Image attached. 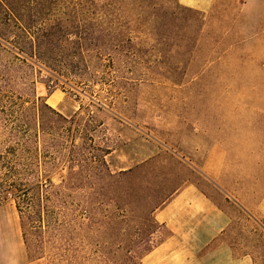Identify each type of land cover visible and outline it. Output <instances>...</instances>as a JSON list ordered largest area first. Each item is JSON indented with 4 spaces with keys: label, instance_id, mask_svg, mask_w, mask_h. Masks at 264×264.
Returning <instances> with one entry per match:
<instances>
[{
    "label": "rangeland",
    "instance_id": "obj_1",
    "mask_svg": "<svg viewBox=\"0 0 264 264\" xmlns=\"http://www.w3.org/2000/svg\"><path fill=\"white\" fill-rule=\"evenodd\" d=\"M52 8L54 29L35 9L27 30L0 25V264H143L166 234L153 209L186 184L207 186L199 168L213 144L225 187L264 189V0ZM41 27L55 32L42 45ZM83 147L105 165L81 166ZM31 186L49 197L25 242L14 196L21 204Z\"/></svg>",
    "mask_w": 264,
    "mask_h": 264
},
{
    "label": "crops",
    "instance_id": "obj_2",
    "mask_svg": "<svg viewBox=\"0 0 264 264\" xmlns=\"http://www.w3.org/2000/svg\"><path fill=\"white\" fill-rule=\"evenodd\" d=\"M223 154L222 146L210 145L199 168L207 186L186 184L154 210L166 234L143 256V264H260L252 238L257 231L264 237V189L225 187Z\"/></svg>",
    "mask_w": 264,
    "mask_h": 264
},
{
    "label": "trees",
    "instance_id": "obj_3",
    "mask_svg": "<svg viewBox=\"0 0 264 264\" xmlns=\"http://www.w3.org/2000/svg\"><path fill=\"white\" fill-rule=\"evenodd\" d=\"M56 1L58 0H0V15H2L0 17V25H6L8 24L10 19H14L15 22L18 23L19 27L27 30V28L29 27L28 25L29 22H26L25 16H27L28 14L27 13L24 14V12L34 10L36 7L40 6L39 9H35V12H37L39 16H41V26L44 22L49 21L51 22L50 27L54 29L55 26L60 23L53 17L54 13L52 12L53 10L52 5ZM54 34H55L54 31L47 33L43 31L41 27V45L43 43L42 41L44 40V38H50ZM38 37L36 36L37 40H38ZM19 52L23 53L24 55L28 57H36L39 60L45 61V62H46V59H48L46 58L44 49L42 48L41 50L39 49L34 50V48H30L28 50L20 48ZM60 139H61V142H59V144L57 145V150H56L57 152H60L62 149H65L64 145L67 144V140L64 141L63 137H61ZM71 146L74 147L73 144H71ZM69 153L72 154V152H69ZM77 159L79 160V163L81 164V166H84L86 169H89V167H92L95 161H97L98 163L100 162L101 165H105V162L101 156H100V159L98 157V160H95L94 158L89 157L88 152L87 153L85 152V147H83L79 151ZM69 167L71 169V172L69 173V176H68L69 179L66 183L67 187H69L73 183L72 180L74 178V175L76 174L72 171L73 165L70 164ZM81 168L83 169V167ZM29 190L34 191L32 190V186L24 190L26 193L23 197H21V204L19 202V198H20L19 195L15 194L14 196V198L17 199L16 207L20 214L21 226L23 229V237H24L25 242H27L25 226L29 227V226H32L31 224L35 223L37 219L36 217H38V211H37L38 207L37 206L41 205V215H42L43 201L44 199H46L47 201L49 197L47 195H43L42 193H41V197L39 196L38 193L36 194L33 192L30 194ZM55 198H56V203H58L60 207L59 214L61 215V218L64 219L68 212L70 193L60 191L55 194ZM162 202H164V200ZM156 208H158V206H156L153 210H155ZM41 219H42V216H41ZM146 250L145 251L148 253L151 250V248L146 249Z\"/></svg>",
    "mask_w": 264,
    "mask_h": 264
}]
</instances>
